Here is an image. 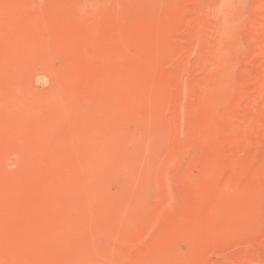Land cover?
<instances>
[{"label": "rangeland", "instance_id": "374dc122", "mask_svg": "<svg viewBox=\"0 0 264 264\" xmlns=\"http://www.w3.org/2000/svg\"><path fill=\"white\" fill-rule=\"evenodd\" d=\"M0 264H264V0H0Z\"/></svg>", "mask_w": 264, "mask_h": 264}]
</instances>
